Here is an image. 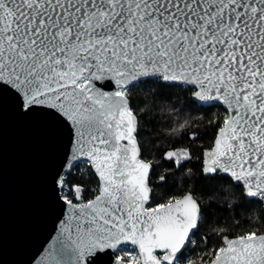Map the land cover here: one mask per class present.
Segmentation results:
<instances>
[{
	"label": "snow or ice",
	"instance_id": "obj_1",
	"mask_svg": "<svg viewBox=\"0 0 264 264\" xmlns=\"http://www.w3.org/2000/svg\"><path fill=\"white\" fill-rule=\"evenodd\" d=\"M154 85L223 106L203 178L264 209V0H0V100L21 118L49 117L66 133L61 169L86 165L96 177L89 198L56 172L65 219L41 264H93L109 249L113 264H188L205 205L191 189L156 199L130 105ZM165 155L180 167L191 159ZM249 219L235 236L213 233L211 264H264V216Z\"/></svg>",
	"mask_w": 264,
	"mask_h": 264
},
{
	"label": "trees",
	"instance_id": "obj_2",
	"mask_svg": "<svg viewBox=\"0 0 264 264\" xmlns=\"http://www.w3.org/2000/svg\"><path fill=\"white\" fill-rule=\"evenodd\" d=\"M192 101L190 93L168 89L162 85L137 89L130 95V105L143 117L140 133L142 154L145 161L151 162L155 168L151 178L156 189V199L166 201L169 195L179 196L191 189L204 202V223L196 233V242L190 249L195 252L190 264H201V257L210 264L213 254L209 252L204 256V252L207 248L218 246V241L213 239V233L225 229L235 236L250 226V217L264 216V209H250L239 189L230 182L222 178H203V153L212 147L216 136L214 125L223 118L224 109L202 107ZM209 121L213 124L210 125ZM193 136H198L195 142L190 139ZM172 150L178 155L188 152L191 159L181 161L185 167L176 165L175 158L173 161L166 158L165 154ZM64 178L69 186L81 185L86 190L84 194L87 197L94 195L92 189L96 187V177L89 175L88 166L84 165L83 169L75 168L65 174ZM202 237H208V242L205 243Z\"/></svg>",
	"mask_w": 264,
	"mask_h": 264
},
{
	"label": "water",
	"instance_id": "obj_3",
	"mask_svg": "<svg viewBox=\"0 0 264 264\" xmlns=\"http://www.w3.org/2000/svg\"><path fill=\"white\" fill-rule=\"evenodd\" d=\"M65 143L66 133L49 117L21 118L10 98L0 100V264H41L61 237L65 216L52 181L58 170L62 176L71 172L60 167ZM93 259V264H113L117 257L109 249Z\"/></svg>",
	"mask_w": 264,
	"mask_h": 264
},
{
	"label": "rangeland",
	"instance_id": "obj_4",
	"mask_svg": "<svg viewBox=\"0 0 264 264\" xmlns=\"http://www.w3.org/2000/svg\"><path fill=\"white\" fill-rule=\"evenodd\" d=\"M80 167L83 169L84 165H81ZM65 191L67 192V189H65ZM129 248H131V246H130V245H129ZM194 254H195V252H192V251H190V252H189V254H188V255H190L191 259L189 260L188 264H190V263H191V261H192V258L194 257ZM124 259H125V260H126V259H128V256H127V255H125V256H124Z\"/></svg>",
	"mask_w": 264,
	"mask_h": 264
}]
</instances>
